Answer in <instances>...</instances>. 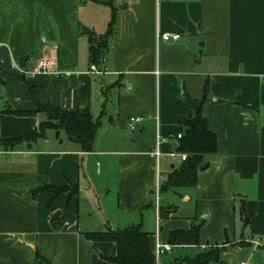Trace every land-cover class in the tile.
Listing matches in <instances>:
<instances>
[{
	"label": "crops",
	"instance_id": "0c3cea01",
	"mask_svg": "<svg viewBox=\"0 0 264 264\" xmlns=\"http://www.w3.org/2000/svg\"><path fill=\"white\" fill-rule=\"evenodd\" d=\"M108 1L0 0V139L38 130L44 114L10 113L33 112L37 103L100 121L90 153L54 131L31 145L0 147V264H47L36 250L50 264H113L116 244L83 233L135 225L153 244L201 225L199 247L182 248L218 246L227 256L241 245L251 253L235 264H259L264 254L253 261V252L264 250V0H115L114 32L94 74L90 47L107 32ZM158 34L180 40L163 43ZM205 85L202 109L217 151L205 158L194 188L166 192L186 202L184 214L168 207L170 217L160 219L157 176L161 184L181 165L169 155ZM131 119L140 131L138 124L129 129ZM157 138L158 161L151 155ZM45 184L78 192L34 196ZM169 255L158 264L172 263Z\"/></svg>",
	"mask_w": 264,
	"mask_h": 264
},
{
	"label": "trees",
	"instance_id": "16d2710c",
	"mask_svg": "<svg viewBox=\"0 0 264 264\" xmlns=\"http://www.w3.org/2000/svg\"><path fill=\"white\" fill-rule=\"evenodd\" d=\"M115 0H109L107 5L111 9V19L108 24L107 32L102 36L101 42L91 44L90 60L92 65L98 67L104 60L106 41L113 35L115 26V15L118 8L114 4ZM82 34H88L93 37L87 30L83 29ZM208 87L205 85L203 98L200 102V108L187 120L184 126V132L181 138L177 139L176 152L186 155L185 161L181 165L172 169L165 181L160 184V193L169 190L177 191L179 189L194 188L197 185V175L201 168L206 165L205 158L215 155L217 151V137L208 129L207 118L203 114V106L208 101ZM17 115L31 116L42 113L46 116V120L39 124L38 130L14 138L11 140L0 139V147L13 150L21 143H29L30 145L40 139L46 137L48 131H54L58 136L63 133L67 139L79 145L84 153L92 152L93 141L99 128L100 121L93 120L89 115L81 114L78 111L68 112L61 108L51 105L37 103V108L33 112H10ZM49 192L57 197L63 193L69 192L70 198L77 195V186L58 188L48 186L47 184L40 186L33 191V195L37 193ZM167 208L160 207L159 218L168 219L166 214ZM201 225H193L188 230H173L169 233L167 245L173 248L182 247H199V233ZM86 240L93 242H112L116 244L117 254L109 260L113 264H157L154 255V244L151 242L150 234L142 230L141 225L128 227L124 230L106 232L83 233ZM224 249L221 247H210L205 251H200L192 259L183 258L181 255L174 257L170 264H210L211 262L220 263L221 255ZM35 256L37 260L48 263L36 250Z\"/></svg>",
	"mask_w": 264,
	"mask_h": 264
},
{
	"label": "rangeland",
	"instance_id": "374dc122",
	"mask_svg": "<svg viewBox=\"0 0 264 264\" xmlns=\"http://www.w3.org/2000/svg\"><path fill=\"white\" fill-rule=\"evenodd\" d=\"M161 197H162V202H161L162 207H164V208L172 207L174 209H176L178 207L180 209L179 212L182 213V215L184 214V211H182V210L187 205H186V202L183 201L181 198L174 196V194L170 193V192L169 193L162 192L161 193ZM173 202L175 203L174 205L171 204ZM154 224H155V219L153 220V227H155ZM240 239L241 238H240L239 233L235 234L236 243L239 242ZM243 240H245V239H243ZM238 246L240 248H237V247L236 248H231V247H229V249L227 250L229 255H227V256H222L221 255V262L220 263L211 262L210 264H227V261H228L227 259L228 258L229 259H233L235 261V263H238L240 258H242L244 256H245V258H247L249 253H251V248H246V247L242 248L241 245H238ZM178 252L180 253L181 257L188 258V259L194 258L196 256V254H197V250L193 249V248H185V249L184 248H179ZM253 253H255L253 261H255L256 258H260V256H262L264 254V250L263 249H259V250L255 251ZM169 256L173 260V256L172 255H169ZM258 260H259V264H264V260H262L261 258L258 259ZM160 264H162V263H160Z\"/></svg>",
	"mask_w": 264,
	"mask_h": 264
},
{
	"label": "built area",
	"instance_id": "2783aa9c",
	"mask_svg": "<svg viewBox=\"0 0 264 264\" xmlns=\"http://www.w3.org/2000/svg\"><path fill=\"white\" fill-rule=\"evenodd\" d=\"M119 1V0H118ZM180 40V36L179 35H173V34H158L157 35V41H161L163 43H169V42H178ZM43 66V65H42ZM91 71L94 73V74H100V72L97 71V68L95 66H92L91 67ZM137 124H138V120L136 119H131L130 122H129V129L131 131H136L137 129ZM177 139H180L181 138V134H178L176 136ZM159 146H160V139L157 138V141H156V148H155V151L153 153H151V155L158 161L161 153H160V150H159ZM1 154V152H0ZM169 157L171 158V160H174L176 158H180L181 161H185L186 159V155L184 154H179V153H171L169 155ZM160 193V181L158 180V176H157V181H156V188H155V196H156V205L158 207V195ZM158 221H159V218L157 217V229H158ZM255 247H258L259 244L258 243H255L254 244ZM173 247H171L170 245H167V244H162L160 242V240L157 238L155 240V244H154V255H155V259H156V263L158 264L159 262V258L165 254V253H169V252H172L173 251ZM239 264H248L247 261H242V262H239Z\"/></svg>",
	"mask_w": 264,
	"mask_h": 264
},
{
	"label": "water",
	"instance_id": "95a60500",
	"mask_svg": "<svg viewBox=\"0 0 264 264\" xmlns=\"http://www.w3.org/2000/svg\"><path fill=\"white\" fill-rule=\"evenodd\" d=\"M119 8L122 9L123 6H120ZM42 40L45 41L44 38H42ZM212 102H217V100H213ZM188 118H189V119L191 118V113L188 114ZM140 128H141V125L138 124V130H139V131H140ZM205 167H207V166H205ZM203 169H204V168H201V170H203ZM243 220L246 221L245 218H244ZM173 256H174V257H177V256H178L177 251H176L175 249H173ZM227 264H235V262H234L233 259H229V260L227 261Z\"/></svg>",
	"mask_w": 264,
	"mask_h": 264
}]
</instances>
